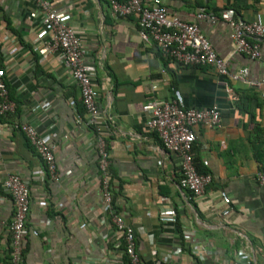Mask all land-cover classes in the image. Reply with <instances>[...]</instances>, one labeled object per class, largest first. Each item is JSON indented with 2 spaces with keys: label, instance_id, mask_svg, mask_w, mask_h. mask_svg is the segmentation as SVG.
I'll list each match as a JSON object with an SVG mask.
<instances>
[{
  "label": "crops",
  "instance_id": "obj_1",
  "mask_svg": "<svg viewBox=\"0 0 264 264\" xmlns=\"http://www.w3.org/2000/svg\"><path fill=\"white\" fill-rule=\"evenodd\" d=\"M46 1L82 40L83 63L92 67L98 93L112 188L119 190V212L135 230L144 264H228L240 251L252 264H264V187L255 179L262 168L255 160L259 151L264 162L261 90L211 68L164 58L152 41L140 39L135 17L115 16L109 0ZM143 3L163 5L197 25L214 52L228 61L230 74L246 68L248 81H264V41L260 57L252 60L235 52L229 25L196 17L233 6L239 20L264 22V0ZM40 15L32 1L0 0V67L15 104L13 112L0 117V264H8L14 213L1 184L10 174L29 190L23 264H126L103 210L94 130L77 123L79 88L56 54H39L50 38ZM151 98L175 100L185 109L219 110L217 128H195L193 158L211 177L203 196L194 198L179 187L178 159L145 128L148 115L142 107ZM46 102L49 106L41 107ZM22 123L54 143L57 181L46 177L43 163L16 128ZM169 208L175 212L172 222L160 215ZM185 232L194 234V244L182 238Z\"/></svg>",
  "mask_w": 264,
  "mask_h": 264
},
{
  "label": "built area",
  "instance_id": "obj_2",
  "mask_svg": "<svg viewBox=\"0 0 264 264\" xmlns=\"http://www.w3.org/2000/svg\"><path fill=\"white\" fill-rule=\"evenodd\" d=\"M32 1L40 9L41 23L50 32L49 42L39 49V54L46 58L56 54L60 64L67 70L70 78L77 84L81 104L85 115H77V123L94 128L96 136L97 166L100 172L99 188L102 193L103 210L114 228L116 244L123 253L126 264H144L136 249V234L134 228L126 223L123 215L112 206V185L109 170V156L106 141L101 134L98 123L97 107L98 93L92 84V67L83 63L82 40L69 26L63 13L54 9L46 0ZM111 12L117 17L134 16L138 24V34L144 42L152 41L161 55L181 66H198L213 69L219 76L228 77L233 81L246 82L251 88L261 90L264 99V81H248L246 68L236 74L228 71V61L219 57L210 42L195 24L188 23L172 15L163 5H145L143 0H109ZM197 19L210 23L224 22L232 30V40L235 52L254 60L260 57V43L264 41V22L239 20L232 8H226L218 13L200 11ZM49 106L44 103L43 108ZM14 102L9 98L5 71L0 67V117L13 112ZM148 115L145 128L154 133L163 148L178 159L180 177L179 187L194 198L204 195L211 183L210 175H201L196 171L193 162V147L196 142V127L206 129L217 128L220 123V113L216 107L208 109H185L175 100H158L151 98L142 107ZM27 139L44 165L45 175L49 180L57 181V164L54 155V143L39 135L32 125L22 123L16 127ZM256 181L264 187V172L256 175ZM2 188L13 200L14 213L9 226V261L8 264H23L25 225L29 212V190L21 178L15 174L2 180ZM228 210L223 212L227 215ZM160 215L166 221H174L175 212L172 209L160 210ZM1 224V222H0ZM184 240L195 243L193 233L182 234ZM155 256V252H151ZM245 252H238L234 261L228 264H252ZM201 260L202 257H201Z\"/></svg>",
  "mask_w": 264,
  "mask_h": 264
},
{
  "label": "trees",
  "instance_id": "obj_3",
  "mask_svg": "<svg viewBox=\"0 0 264 264\" xmlns=\"http://www.w3.org/2000/svg\"><path fill=\"white\" fill-rule=\"evenodd\" d=\"M117 1H122V0H117ZM229 8H232L235 11L236 15H238L236 7L232 6V7H229ZM249 94H251L252 96H255V97L257 96V93H255V91H252ZM241 95H244V94H241ZM81 106L82 107H81V110L79 111V115L83 117L85 115V110H84V107H83L82 104H81ZM93 130H94V128H93ZM255 160L259 163V165L260 164L262 165V168H260V171L264 172V162L262 160L260 151H259V153H257V155H255ZM193 162H194V165H195V168H196V171L198 172V174L209 175L205 170L200 169V166L198 165V162H197L196 159L195 160L193 159ZM112 181H113V177L111 176V181H110L111 185H112ZM111 192H112V206L118 212L119 209H118V206H117V196H118L119 190L117 192V191L113 190V188H112ZM8 261H9V253H8L7 263H8Z\"/></svg>",
  "mask_w": 264,
  "mask_h": 264
}]
</instances>
